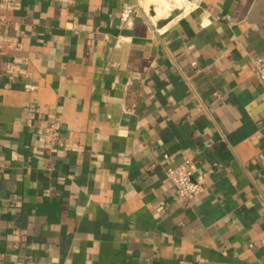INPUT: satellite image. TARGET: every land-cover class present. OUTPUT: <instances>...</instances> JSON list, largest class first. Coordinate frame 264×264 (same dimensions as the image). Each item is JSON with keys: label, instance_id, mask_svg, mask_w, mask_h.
Segmentation results:
<instances>
[{"label": "crops", "instance_id": "1", "mask_svg": "<svg viewBox=\"0 0 264 264\" xmlns=\"http://www.w3.org/2000/svg\"><path fill=\"white\" fill-rule=\"evenodd\" d=\"M167 1L0 0V264H264V0Z\"/></svg>", "mask_w": 264, "mask_h": 264}, {"label": "built area", "instance_id": "2", "mask_svg": "<svg viewBox=\"0 0 264 264\" xmlns=\"http://www.w3.org/2000/svg\"><path fill=\"white\" fill-rule=\"evenodd\" d=\"M141 7L138 4L128 3L124 5L120 16V28H130L133 26L136 18H141ZM146 17V13L142 12ZM148 19V16H147ZM253 75L262 83L264 87V61L255 60L252 62ZM61 122L54 120L44 129V135L50 140L51 146H54L59 140V131ZM194 168L191 160H185L180 165L169 167L165 170V176L176 192V197L181 202H189L196 198L201 192V185L193 178Z\"/></svg>", "mask_w": 264, "mask_h": 264}, {"label": "rangeland", "instance_id": "3", "mask_svg": "<svg viewBox=\"0 0 264 264\" xmlns=\"http://www.w3.org/2000/svg\"><path fill=\"white\" fill-rule=\"evenodd\" d=\"M153 2L155 4L156 0H149V3ZM168 2V1H167ZM149 3H147L145 6L147 7L149 5ZM165 9V10H164ZM172 10L171 7H170V3H169V7H166L165 5H163L160 9H158L157 11V14L159 17L161 16H166L167 13Z\"/></svg>", "mask_w": 264, "mask_h": 264}, {"label": "bare ground", "instance_id": "4", "mask_svg": "<svg viewBox=\"0 0 264 264\" xmlns=\"http://www.w3.org/2000/svg\"><path fill=\"white\" fill-rule=\"evenodd\" d=\"M155 5H156V12H158L157 10L160 9L163 5L169 7V3L167 2V0H156Z\"/></svg>", "mask_w": 264, "mask_h": 264}]
</instances>
